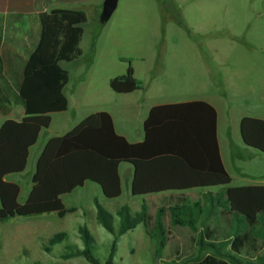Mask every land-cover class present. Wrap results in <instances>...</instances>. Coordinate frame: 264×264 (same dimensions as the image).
I'll use <instances>...</instances> for the list:
<instances>
[{
  "label": "rangeland",
  "instance_id": "rangeland-1",
  "mask_svg": "<svg viewBox=\"0 0 264 264\" xmlns=\"http://www.w3.org/2000/svg\"><path fill=\"white\" fill-rule=\"evenodd\" d=\"M93 36L96 44L90 53ZM85 41L82 58L63 64L70 77L66 88L69 109L52 116V126L42 131L37 148L49 136L65 134L80 118L96 111L111 113L118 131L136 133L138 119L130 110L136 102L148 105L214 98L219 101V138L229 172L234 178L244 171L264 174V156L243 146L238 126L243 117L264 120V0H118L107 22L86 27ZM117 78H132L142 89L117 94L112 90ZM126 107L128 117L123 116ZM15 109L13 113L22 107ZM129 168L120 166L118 199L104 198L98 185L86 182L62 198L66 208L76 209L74 213L63 218L49 213L0 222V264H89L81 256L66 257L67 247L83 249L78 233L83 226L94 239L95 257L104 262L114 235L97 223L94 201H100L113 216L117 232L116 210L127 205L138 212L142 203V197L132 196L129 190L130 181L124 174ZM33 172L29 167L18 178L23 191ZM165 202L147 200L153 215L160 207L167 209ZM195 202L206 205L201 191L190 193L188 203ZM218 212L217 208L209 214L208 225L221 234V252L230 253L223 240L235 228L229 229L221 218L216 220ZM165 227L168 234L161 258L139 224L116 240L113 264H178L209 254L203 244L214 240L203 237L201 217L194 230L171 227L167 219ZM258 231L254 234L257 247L247 257L252 263L264 259V228ZM61 232L66 238L51 246L49 240Z\"/></svg>",
  "mask_w": 264,
  "mask_h": 264
},
{
  "label": "trees",
  "instance_id": "trees-1",
  "mask_svg": "<svg viewBox=\"0 0 264 264\" xmlns=\"http://www.w3.org/2000/svg\"><path fill=\"white\" fill-rule=\"evenodd\" d=\"M86 20L82 11L54 9L41 14L36 50L29 56L23 74L10 77L15 90L0 93V104L21 105L25 112L20 122L7 120L0 127V222L49 213L63 218L74 213L76 209L66 208L61 198L86 182L98 185L106 199H118L119 166L129 164L133 168L131 195L169 194L167 209L160 207L151 215L145 202L138 212H132L127 205L120 206L116 210V232L113 216L95 200L97 223L114 235L110 252L104 262L96 258L94 239L83 226L78 233L84 247H67V258L81 256L89 264H113L116 240L139 224L145 227L156 256L161 258L168 234L166 219L171 227L194 230L201 217L206 232L203 237L214 240L203 244L209 254L178 264H264V259L256 263L247 259L257 247L254 234L260 232L259 227L264 228V185L230 187L231 177L219 152L217 112L205 101L154 106L143 123L144 139L136 144L116 134L108 113L87 116L66 134L46 143L36 163L29 196L25 203L17 202L19 187L6 181V177L24 171L29 149L40 131L50 126V114L67 110L63 89L69 74L60 63L81 56L79 42ZM141 89V84L132 78H117L112 85L117 94ZM239 133L245 146L264 155V120L241 118ZM212 188L223 190L205 192L203 207L199 202L191 205L184 196L177 197L185 191ZM217 208L216 220L221 218L229 229L235 228L223 240L228 242L230 253L221 252V234L208 225L209 214ZM65 238L63 232L55 234L49 244L53 246Z\"/></svg>",
  "mask_w": 264,
  "mask_h": 264
},
{
  "label": "crops",
  "instance_id": "crops-1",
  "mask_svg": "<svg viewBox=\"0 0 264 264\" xmlns=\"http://www.w3.org/2000/svg\"><path fill=\"white\" fill-rule=\"evenodd\" d=\"M101 1L102 0H0V93H2L1 95H3V93L7 89L15 90L14 82L12 78L10 77H20L23 74V70L25 68V65H26V62L29 56L36 50L39 44V36H40V31H41L39 16L41 14L49 13L51 10H54V9H61V10H71V11H82L86 15L87 20H86V23L82 25L83 33H82L81 40L79 42V49L81 50L82 54L80 57H78L72 62L60 63V66L64 70H66L63 67L64 63H73V62L77 63V61L80 60L83 56V53H84L83 46L84 44L87 45V42L85 41L86 27L88 28L92 26L96 28V24L98 23L103 24L100 22V14L102 11V4H103V2ZM117 6H118V0H117ZM96 38H97L96 36H93L90 39L91 40L90 46H89L90 53H92V51L95 49V44H96L95 39ZM69 80H70V77H69ZM68 83L63 89V93L67 99V110L63 112H55V113L50 114L51 122H50V126L48 130L51 128L52 123H53L52 116L63 115L69 109L70 103L66 95V88L68 86ZM128 94H131V93H128ZM190 101H195V100H190ZM183 102H189V101L152 103L148 105L147 104L143 105L141 103L136 102L135 105L133 106L131 105L130 110L134 113L135 118L138 119V129L136 133H133V130L131 129H123L121 131H118L116 128L115 119L113 115L109 112L96 111L94 113H97V112L108 113L112 119L116 134L124 137L128 143L136 144V143L142 142L144 139L143 123L146 120L151 108H153L154 106L163 105V104H174V103H183ZM205 102L213 106L217 112V140H218L219 152H220V157L224 165V168L226 169V171L231 177L230 187H241V186H248V185H264V174L248 173L244 171V173H238V175H236V178H234L232 174L229 172L226 166L225 160H224V155L222 152L220 138H219V122H218L219 101L217 99L212 98ZM18 106L22 107L21 105H16L13 103L0 104V127L7 120H13L16 122H20L25 117V112L23 108H22L23 111L18 110L16 113H13V110L17 108ZM94 113H91V114H94ZM91 114H87L86 116H83L82 118H80V120L74 124L73 128ZM123 116L128 117V107L123 109ZM44 130H47V129H44ZM42 131L43 130L40 131L36 143L29 149L27 163H26V167L24 171L21 173L9 175L6 177V181L15 183L19 187V194L17 197V202L19 204H23L26 202L29 196L30 190L32 188V183L30 182V184H28L25 190L23 191L22 187L20 186L18 182V178L21 177L29 167L34 168V171H35L37 160L39 156L41 155L42 150L44 146L46 145V143L51 138L58 137V136H49L48 138L45 139L44 143H42L37 148L38 140H39V137ZM69 131L70 130H68V132ZM62 135H59V136H62ZM243 146L245 148L247 147L244 144ZM241 163H246V162L243 160ZM120 166H119V177H120ZM129 166H130L129 169H131V173L129 169H125L124 174L128 175V178L130 181L129 190L131 192L133 168L131 165ZM219 190H223V188H212V189H203V190L194 189V190L182 192L178 194L177 197H179L178 199H180V197L184 196L185 200L190 202V193L192 192L201 191L204 195L205 192L207 191H211L213 194H215ZM168 196L169 194H154V195L139 196V197H142V202H145L147 209H148V213L153 215L150 212V208L147 204V200H151V202H154V203L156 202V200H159V199L161 203L163 202V200H165L167 202V203L165 202V204L168 207V204H170ZM172 197H174V195H172ZM152 207H153V204H152Z\"/></svg>",
  "mask_w": 264,
  "mask_h": 264
},
{
  "label": "water",
  "instance_id": "water-1",
  "mask_svg": "<svg viewBox=\"0 0 264 264\" xmlns=\"http://www.w3.org/2000/svg\"><path fill=\"white\" fill-rule=\"evenodd\" d=\"M117 8V0H104L100 14V22H107Z\"/></svg>",
  "mask_w": 264,
  "mask_h": 264
}]
</instances>
